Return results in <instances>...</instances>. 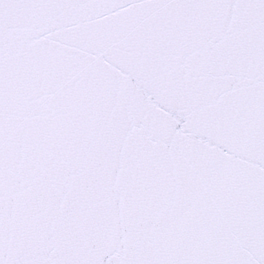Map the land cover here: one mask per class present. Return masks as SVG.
I'll list each match as a JSON object with an SVG mask.
<instances>
[{"label": "snow or ice", "instance_id": "obj_1", "mask_svg": "<svg viewBox=\"0 0 264 264\" xmlns=\"http://www.w3.org/2000/svg\"><path fill=\"white\" fill-rule=\"evenodd\" d=\"M0 264H264V0H0Z\"/></svg>", "mask_w": 264, "mask_h": 264}]
</instances>
